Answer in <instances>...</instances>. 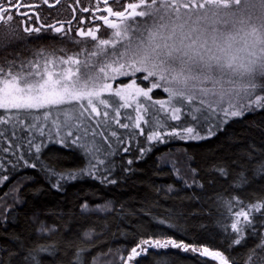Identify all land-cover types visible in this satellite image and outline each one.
Instances as JSON below:
<instances>
[{
    "label": "trees",
    "instance_id": "obj_1",
    "mask_svg": "<svg viewBox=\"0 0 264 264\" xmlns=\"http://www.w3.org/2000/svg\"><path fill=\"white\" fill-rule=\"evenodd\" d=\"M45 43L42 44L45 46ZM57 43V49L64 47ZM40 46V43H36L32 49ZM92 51H83L82 61L87 59L90 64L96 65L113 49L108 47L97 51L95 56H92ZM25 54L22 46H11L6 53L0 52V64L15 61L16 56L22 60ZM132 79L116 81L115 89L124 86L122 81L130 82ZM258 82L264 83V79ZM137 83L143 87L148 82H141L137 78ZM256 93L264 95V88L256 89ZM150 94L151 101L139 98L146 107L152 105L147 113H141L149 121L156 109L160 108L154 101H168L162 88L153 89ZM104 98L118 104L123 103L118 97H110L109 94ZM194 107H200L199 103L194 102ZM134 108L135 105L120 109L121 124L129 122L125 113L135 115ZM101 110L103 111L102 106ZM108 111L110 116L114 115L111 108ZM2 112L4 110L0 109V113ZM187 112L186 106L182 109L179 121H168L169 128L183 124L185 120L195 124L186 115ZM157 115L163 119L168 113L160 110ZM197 115L199 118V114ZM219 118L221 114L211 123ZM141 128L144 129L143 135L139 134L140 129H135L136 139L133 140L129 135L125 144L113 143L116 138L111 137L108 132L104 133L107 140L97 137L105 150L111 145L117 151L111 157L101 154L105 158V165L101 168L106 167L109 160L118 165L111 174L117 178L115 184L105 185L99 180L85 178L72 181L64 191H58L36 169L22 168L10 175L0 186V217L3 218L0 220V264H26L28 252L41 245H54L55 251L51 255L48 252L40 253V264H71L78 245L89 246V250L84 253V264H93L94 258L96 264H124L120 256L126 258L139 239L149 236L155 238L158 232L166 233L178 241H195L200 246H209L213 251H221L234 258L235 264H249L250 259L256 260L264 256V249L258 247L264 243L261 240L264 237V207L259 212L248 207L257 203L264 204V174L254 176L256 164L264 160V108H255L241 117L230 119L214 136L205 140L184 141L166 136L165 143L151 145L152 151L145 153L144 159H134L132 165H127L128 158L139 155V147L144 146L150 124L142 122ZM112 130L121 139H124L122 134L129 133V129L118 125H112ZM124 147L129 151H121ZM41 155L58 169H75L86 163L80 149L75 146L64 147L50 143ZM4 156L11 158L9 153H4ZM213 165L225 166L228 175L222 177L210 172ZM122 167H134L138 171L126 174L121 171ZM241 171H244L249 182L241 188H234L233 181ZM11 172L12 168L8 166L4 175ZM25 176L34 179L25 181ZM194 180H198L203 187H197ZM185 181L191 187H186ZM168 185H172L174 191L169 192ZM36 188L43 189L39 195L33 194ZM220 196L223 200L218 199ZM225 200H231V209L225 207ZM107 201H113L110 209L102 212L81 211V205L85 202L94 209L96 205H103ZM241 208L250 212L253 223L250 227L245 226L242 244L229 247L230 225L235 219V212ZM153 216L167 222L159 225L153 221ZM41 223L47 228L55 225V231L38 235L37 229ZM167 223L175 224L176 228H169ZM89 228H94L97 234L90 240H84L82 233ZM178 229H183L184 232ZM121 232L126 233L127 238ZM253 249L255 254L249 257V252ZM199 260H206L207 264H218V261H213L210 257L198 259L191 253L172 248L149 249L147 256L137 257L130 264H199Z\"/></svg>",
    "mask_w": 264,
    "mask_h": 264
},
{
    "label": "snow or ice",
    "instance_id": "obj_2",
    "mask_svg": "<svg viewBox=\"0 0 264 264\" xmlns=\"http://www.w3.org/2000/svg\"><path fill=\"white\" fill-rule=\"evenodd\" d=\"M42 3L48 8H56L57 5L61 4V0H52L51 3L49 0H42ZM151 3H155V0H138V2L126 4L124 0H111V6H109L110 0H102V3L101 0H86L85 6L77 8L73 5H79L80 0H72V4L68 5L71 8L72 15L68 19H56L53 22L45 14V20L33 26L29 22L34 19L36 21L40 20V15L36 13L40 0H0V22L7 24V22L13 20L14 15L25 17V20H17L15 25L7 29H0V48H4L20 39L21 32L27 33L29 36L35 33L38 37L43 32L45 35L59 34V39L63 43H67V41H64V37H68V41L80 45V52H83L91 48V45L87 43L88 38L92 42H96L97 33H101V26L94 24V21H103V24L106 25L104 32L107 33L108 30H112L110 33L111 39H99L97 51H103L109 45L113 49L103 60L96 65H92L87 59L82 64L81 59L77 58L79 52L68 54L67 49L64 47L57 49L56 47L44 46L41 43L40 48L34 49V59L21 60L19 64L14 61H6L5 64H0V109L4 110L0 113V186L9 179L10 175L22 168L36 169L44 180L58 191H64L66 185L72 181L85 178L99 180L101 184L105 185L115 184L117 178L111 174L117 168V163L109 160L107 166L101 168L102 165H105V158H102V153L106 157L117 154L116 149L112 148L111 145L105 150L103 145L98 142V136L104 140L108 139L104 135L105 132L116 138L113 143L117 145L125 144L128 142L129 135L133 140L136 139L135 129H140L139 134L143 135L142 122L150 124L149 134L145 138L144 146L139 147V155L126 160L127 165H132L134 159L137 161L142 160L145 158V153L152 151L151 145L158 146L165 143L164 138L166 136H174L184 141L205 140L214 136L230 119L241 117L248 111H254L255 108H264V95L256 93V89L264 88V83L255 81L249 93L227 107L209 108L200 103V107H194V102L191 100L175 103L170 98H168V101L156 100L154 104H159L160 108L153 113L151 121L146 120L141 113H147L152 105L146 107L145 104L139 101V98L144 97L147 101H151L152 96L150 93L153 89L161 88L159 83L156 80H150L149 75L143 72L138 73V79L141 82H148L143 87L138 86L136 79H132L131 82L122 81L121 83L124 86H118L114 90L111 81H115L117 77L121 76L116 74L120 69L115 66V61L119 57L115 50L116 41L114 37L122 35L121 28L124 22L139 21V18L144 17L145 9ZM59 11L57 9V12ZM77 12L82 14L93 12V15L87 17L80 15L78 17ZM94 13H107V15H95ZM112 17H115L116 21L110 19ZM74 24L76 26V36L83 38L82 40H76L74 37L69 36V33L73 31ZM85 25L87 26L85 27ZM97 51H92V56H95ZM58 52L64 55L59 56L57 55ZM73 65L80 67L74 70L71 67ZM58 66H60L59 70H57ZM120 67H123V65ZM109 72H112L113 75L110 76ZM123 76L132 77L133 75L129 72V74ZM163 91L166 92L167 89H163ZM105 93L109 94L110 97H118L123 103L118 104L114 100L110 101L104 98ZM133 105H135V115L125 113V117L129 122L121 124L120 109L130 108ZM253 105H255V108ZM186 106L188 107L186 115H189L191 120L196 123L192 124L190 121L185 120L183 124L169 128L168 121H179L182 109ZM109 108L112 109L113 116H110ZM160 110L168 113L163 119L157 115ZM197 114H199V118ZM218 114H221V118L216 119L215 123H211ZM202 124L203 127H201ZM112 125L129 129V133L122 134L124 139H121L117 132L112 130ZM201 132L204 134L202 135ZM50 143L64 147L75 146L80 149L86 159L85 165L75 169H58L53 163L49 162L48 158H42L41 155ZM121 151L128 152L129 149L124 147ZM4 153H9L11 158H6ZM157 159L159 160L160 157H157ZM249 159H251L250 154ZM234 163L238 162L234 161ZM8 166H11L12 172L4 175L8 171ZM121 171L132 174L138 169L122 167ZM192 171L195 172V169ZM209 171L222 177L228 175L227 168L223 165H213ZM262 174H264V160L259 161L254 168L255 177ZM23 179L29 181L33 180L34 177L25 176ZM248 182L249 180L244 171H241L236 175L232 186L241 188ZM193 183L197 187H203L198 180H194ZM185 186L191 187V184L185 181ZM14 190L18 189L14 188ZM42 190V188H36L33 194L39 195ZM167 190L169 192L174 191V187L168 185ZM218 199L223 200V197L220 196ZM112 203L113 201H107L103 205H96L93 209L85 202L81 205V211L95 210L102 212L110 209ZM224 205L227 209H231V200H225ZM248 207L259 212L264 204L257 203ZM2 219L0 217V220ZM152 219L159 225H164L167 222L165 219H159L155 216ZM252 223L249 211L241 208L235 212V219L230 225V230L231 233L236 235L230 233L228 237L229 247L242 244L245 239V226L250 227ZM167 226L176 228L173 223H167ZM50 231H55V225L47 228L41 223L37 229V234L40 235ZM178 231L184 232L183 229H178ZM96 234L94 228H89L82 233V238L90 240ZM121 235L127 238L126 233L121 232ZM261 240L264 241V237H261ZM258 247L264 249V243H261ZM168 248L191 253L197 256L198 259L210 257L213 261H219V264H235L234 258L226 256L221 251H213L209 246H200L195 241H178L163 232H158L155 238L149 236L148 238L139 239L135 246L131 247L128 256L126 258L120 256V259L124 261V264H130L137 257L147 256L149 249ZM88 250V245H78L71 264H84V253ZM54 251V245L37 246L28 252L26 264H40L38 259L40 253L48 252L51 255L54 254ZM254 254L255 249L249 252V257ZM93 264H96V258L93 259ZM199 264H207V261L199 260ZM249 264H264V256H260L256 260L250 259Z\"/></svg>",
    "mask_w": 264,
    "mask_h": 264
},
{
    "label": "clouds",
    "instance_id": "obj_3",
    "mask_svg": "<svg viewBox=\"0 0 264 264\" xmlns=\"http://www.w3.org/2000/svg\"><path fill=\"white\" fill-rule=\"evenodd\" d=\"M121 33L116 74L149 75L173 103L227 107L264 79V0H155Z\"/></svg>",
    "mask_w": 264,
    "mask_h": 264
},
{
    "label": "flooded vegetation",
    "instance_id": "obj_4",
    "mask_svg": "<svg viewBox=\"0 0 264 264\" xmlns=\"http://www.w3.org/2000/svg\"><path fill=\"white\" fill-rule=\"evenodd\" d=\"M135 1H138V0H124L125 4L129 3V2H135ZM49 2L51 3L52 0H49ZM101 3H102V0H101ZM69 4H72V0H61V4L57 5L56 8H48L46 5H43L42 0H40L39 8L36 9V13L40 15V20L36 21L34 19L33 21H31L29 23H31L33 26L38 25L39 23H41V22H43L45 20V14H47V18L50 19V20H53V22L56 19L66 20L72 15L71 8L68 7ZM85 5H86V0H80V4L79 5H73V6L79 8V7H82V6H85ZM109 6H111V0H110V5ZM57 9H59L60 11L57 12ZM114 10H116V9L114 8ZM93 12H94V10H93ZM93 12L83 13V14L80 13V12H77L76 15L78 17L80 15H84L85 17H87V16H90V15H93ZM94 14L95 15H107V13H94ZM110 19H112L113 21H116L115 17H112ZM17 20H25V17L19 16V15H14L13 20L10 21V22H7V24H5L4 22H0V28L4 27L5 25H11V24L15 25ZM94 24H98L102 28L106 27V25L103 24V21H94ZM86 26L87 25H85V27ZM20 34L22 35L23 39L29 40L31 47H34V45L37 42L40 43V44L43 43V42H46L45 45L48 44V43L49 44H55L54 40L59 38V34L45 35V34H43V32L39 35V37L35 33H33L31 36H29L27 33H23V32H21ZM75 35H76V26L74 24L73 31L71 33H69V36L75 37ZM65 38H68V37H65ZM14 46H12V47H14Z\"/></svg>",
    "mask_w": 264,
    "mask_h": 264
},
{
    "label": "rangeland",
    "instance_id": "obj_5",
    "mask_svg": "<svg viewBox=\"0 0 264 264\" xmlns=\"http://www.w3.org/2000/svg\"><path fill=\"white\" fill-rule=\"evenodd\" d=\"M135 2H138V1H135ZM138 10H142V9H138ZM11 25H12V24H11ZM11 25H5L4 27H1L0 29H7V28L10 27ZM105 28H106V27H103V28L101 27V33H97V41H96V42H92V41L90 40V38H88L87 43L91 45V48L88 49V50H86L87 52L97 49L99 39H101V38H108V39H111V35H110V33H111L112 30H108L107 33H105V32H104V29H105ZM20 37H21L20 39L15 40L14 42L8 44L6 47H4V48H0V52H2V51L4 52V51H5V53H6V51H8V49H9L11 46H14V45L19 46V45H20V46H22V47L24 48L25 53H26V54H25V57H24L22 60L34 59V58H35V53H34V50L32 49V47L30 46V42H29V40L23 39L21 34H20ZM64 38H65V37H64ZM74 38H75L76 40H82V39H83V38H80V37H78V36H76V35H75ZM64 41H67V43H63L59 38L56 39V40H54L55 43L58 42L57 44H59V45H61V46H64V47L67 49L68 54H73V53L79 52V55L77 56V58L81 59V62H82V64H83L84 61H82L83 58H82V55H81L82 52H80V45H77V44H75V43L72 42V41H68V38H65ZM37 43H38V42H37ZM45 46H47V47H57L55 44H46ZM108 47H111V45H109V46H107V47H105V48H108ZM105 48H104V49H105ZM57 55H59V56H63L64 54L58 52ZM15 59H16V60H15L14 62H16L17 64H19L21 60H20V59H17V56H16ZM4 64H5V63H4ZM59 67H60V66L57 67V70H59ZM63 67H68V66H63ZM71 67L75 70L77 67H80V66L73 65V66H71ZM97 70H98V68H97ZM138 77H139V74H136V76H132V78H133V79H136V80H137ZM128 78L130 79L131 77L120 76V77H117V79H116L115 81H111V82L113 83V89L115 90V86H114V84H115L116 81H121L120 79L125 80V79H128ZM130 82H131V81H130ZM137 84H138V83H137ZM105 95H108V94L105 93ZM140 98H141V97H140ZM122 102H123V101H122ZM98 264H101V263H98ZM218 264H219V261H218Z\"/></svg>",
    "mask_w": 264,
    "mask_h": 264
}]
</instances>
